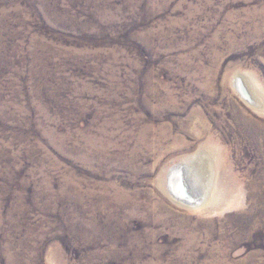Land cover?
<instances>
[{
    "label": "rangeland",
    "instance_id": "obj_1",
    "mask_svg": "<svg viewBox=\"0 0 264 264\" xmlns=\"http://www.w3.org/2000/svg\"><path fill=\"white\" fill-rule=\"evenodd\" d=\"M238 75L264 105V0H0V264H264Z\"/></svg>",
    "mask_w": 264,
    "mask_h": 264
},
{
    "label": "bare ground",
    "instance_id": "obj_2",
    "mask_svg": "<svg viewBox=\"0 0 264 264\" xmlns=\"http://www.w3.org/2000/svg\"><path fill=\"white\" fill-rule=\"evenodd\" d=\"M236 78L237 79L241 78L243 80L245 86L247 85L246 87L248 88L249 91H251V93L253 95V97H252L253 99L251 102L249 100L246 101L245 99H244V101H246V103L248 102L247 104L249 106H251L254 110L261 112L263 110L264 105H263V103H261L257 100V98H259V96H261V91L259 89L257 90L256 87L253 88V86H251L249 84V81L252 78L250 79L246 75H238ZM246 81H248V82H246ZM241 98H242V96H241ZM190 159L192 160L190 163L188 161H186L184 163H181V164L174 166L171 169L168 182H169V188L172 189V192H173L172 195L175 197L176 201L179 204H181L187 208L195 209V208L202 207L201 205L198 206L199 200H196V199H198V195H199V194L197 195L198 192L196 190V186L199 188L202 187L203 188L202 190H204L205 192L209 191L210 186H212L211 184L213 183V174H212V177H210V180L206 179L208 184H206V187H204L201 180H200V176H205V174H207V172H205L203 170V167H201V166L195 167L196 166V164H195L196 158L194 156H191ZM186 185H188L189 189H187ZM190 193H192L193 196ZM186 194H188L190 196H186ZM187 197H191V199L187 200ZM203 207H204V205H203Z\"/></svg>",
    "mask_w": 264,
    "mask_h": 264
},
{
    "label": "water",
    "instance_id": "obj_3",
    "mask_svg": "<svg viewBox=\"0 0 264 264\" xmlns=\"http://www.w3.org/2000/svg\"><path fill=\"white\" fill-rule=\"evenodd\" d=\"M247 86V85H246ZM245 86V84H244V82H243V80L241 79V78H238L237 80H236V87H237V89H238V91H239V93H240V95L242 96V98L243 99H245L246 101L247 100H249L250 102L252 101V97H253V95H252V93H251V91H249L248 90V88ZM248 103V102H247ZM187 186V189H189V187H188V185H186ZM171 189V188H170ZM171 192H172V189H171ZM188 192V191H187ZM173 193V192H172ZM191 195H192V193H190ZM186 196H190V195H188V194H186ZM193 196V195H192ZM191 199V197H187V200H190ZM196 200H198V199H196Z\"/></svg>",
    "mask_w": 264,
    "mask_h": 264
}]
</instances>
